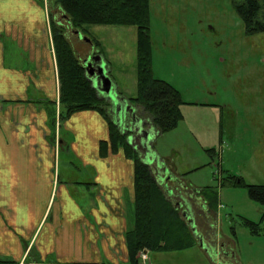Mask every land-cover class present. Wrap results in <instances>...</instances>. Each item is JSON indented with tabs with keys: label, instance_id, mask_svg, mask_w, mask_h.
Wrapping results in <instances>:
<instances>
[{
	"label": "crops",
	"instance_id": "crops-1",
	"mask_svg": "<svg viewBox=\"0 0 264 264\" xmlns=\"http://www.w3.org/2000/svg\"><path fill=\"white\" fill-rule=\"evenodd\" d=\"M87 43V54L93 50L101 55L91 41ZM112 84L118 97L134 109L136 122L152 134L151 149L158 160L150 171L156 182L182 207L196 244L207 246L206 239H213V219L207 218L212 212L195 193L200 188L185 179L186 171L172 164L173 157L169 161L154 150L158 133L148 116ZM98 96L109 102L110 119L128 137L131 132L111 117L110 100ZM59 107L46 10L39 0H0V259L12 261L0 264H125V233L134 201L133 161L122 148L113 152L108 146L100 152L109 128L99 111H76L61 121ZM176 178L183 186L180 194L172 188ZM198 219H208L211 231L202 230ZM219 244V254L226 255L228 248Z\"/></svg>",
	"mask_w": 264,
	"mask_h": 264
},
{
	"label": "rangeland",
	"instance_id": "rangeland-1",
	"mask_svg": "<svg viewBox=\"0 0 264 264\" xmlns=\"http://www.w3.org/2000/svg\"><path fill=\"white\" fill-rule=\"evenodd\" d=\"M39 1L47 16L52 10L60 18L49 0ZM235 2L149 0L152 73L183 101L182 119L158 135L153 148L164 159L173 157L172 164L197 188L217 192L214 218L207 215L213 219L207 246L147 252L151 264H264V235L252 234L247 223L260 221L262 205L246 187L264 184V31L248 32ZM81 30L99 42L118 89L135 96L136 26L85 24ZM65 35L82 61L89 44L72 29ZM208 219L198 223L210 232ZM219 240L226 255L219 254Z\"/></svg>",
	"mask_w": 264,
	"mask_h": 264
},
{
	"label": "trees",
	"instance_id": "trees-1",
	"mask_svg": "<svg viewBox=\"0 0 264 264\" xmlns=\"http://www.w3.org/2000/svg\"><path fill=\"white\" fill-rule=\"evenodd\" d=\"M59 13L56 20L48 11V22L59 80L58 119L64 120L80 110L95 109L108 122L109 138L100 143L103 153L109 146L122 148L133 161L134 201L130 224L125 233L128 262L140 264L139 253L180 251L196 245V238L182 207L176 204L159 185L149 166L127 143V133L110 119L109 102L99 98V92L89 80L87 70L74 52L65 35L69 29L81 31L85 24L136 26V95L128 97L149 118L158 135L174 129L182 119L180 92L165 80L154 77L151 67V39L149 29V0H49ZM42 4V2H41ZM235 7L248 32L264 31V0H236ZM58 18V17H57ZM82 35H84L82 33ZM85 36V35H84ZM101 52L97 40H90ZM54 114V113H52ZM236 180V179H235ZM173 191L179 194L183 186L173 180ZM236 184H242L241 179ZM250 197L262 205L259 222L247 220L252 234L264 235V184H247ZM210 211L217 205V192L211 186L195 191ZM12 261L0 259V263ZM27 264V263H23Z\"/></svg>",
	"mask_w": 264,
	"mask_h": 264
},
{
	"label": "water",
	"instance_id": "water-1",
	"mask_svg": "<svg viewBox=\"0 0 264 264\" xmlns=\"http://www.w3.org/2000/svg\"><path fill=\"white\" fill-rule=\"evenodd\" d=\"M80 39H84L90 42V39L86 38L79 31H74ZM82 64L85 66L89 80L93 83V86L99 93L104 95L112 103L113 111L117 114L118 125L126 128L131 134L127 137L132 146L143 154L144 159L148 163H154L157 155L151 149L152 134L142 128V125L136 122L134 115V109L128 104L126 99L118 97L115 91L112 80L106 73L105 62L100 54H87L82 59ZM164 172H168L167 168L163 169ZM171 179V176L166 178ZM172 193V190L170 191ZM191 225L192 222H191Z\"/></svg>",
	"mask_w": 264,
	"mask_h": 264
},
{
	"label": "built area",
	"instance_id": "built-area-1",
	"mask_svg": "<svg viewBox=\"0 0 264 264\" xmlns=\"http://www.w3.org/2000/svg\"><path fill=\"white\" fill-rule=\"evenodd\" d=\"M139 258H140V264H151L150 262H148V255L147 252H140L139 253Z\"/></svg>",
	"mask_w": 264,
	"mask_h": 264
},
{
	"label": "flooded vegetation",
	"instance_id": "flooded-vegetation-1",
	"mask_svg": "<svg viewBox=\"0 0 264 264\" xmlns=\"http://www.w3.org/2000/svg\"><path fill=\"white\" fill-rule=\"evenodd\" d=\"M88 54L94 55V54H97V53H96L95 51H93V50H90ZM136 152H139V151L136 150ZM138 154H139V155L141 154V156L143 155L141 152L138 153ZM142 158L144 159V157H142ZM145 160H146V159H145ZM145 160H144V161H145ZM145 163H146V162H145ZM146 164L149 166V169H150L151 167H155V168L157 167L154 163H150V162H149V163H146ZM154 165H155V166H154Z\"/></svg>",
	"mask_w": 264,
	"mask_h": 264
}]
</instances>
